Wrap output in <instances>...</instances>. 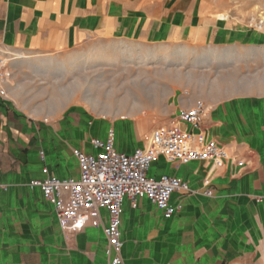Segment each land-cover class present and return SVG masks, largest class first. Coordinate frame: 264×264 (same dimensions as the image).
<instances>
[{"label":"crops","instance_id":"1","mask_svg":"<svg viewBox=\"0 0 264 264\" xmlns=\"http://www.w3.org/2000/svg\"><path fill=\"white\" fill-rule=\"evenodd\" d=\"M217 15L210 0H0V49L16 56L8 67V97L0 99V264H109L114 251L103 228L66 236L53 205L31 183L44 178L45 167L58 178H79L74 150L96 155L92 141L110 132L116 151L131 154L146 144L142 131L168 124L197 101L206 105L207 135L248 166L234 176L231 166L209 173L204 162L157 159L151 177L177 178L192 193L173 194L171 203L182 209L170 219L145 196L124 201L122 264H264V93L231 77L202 74L190 96L184 90L168 99L159 118L155 110L136 109L121 119L91 120L79 108L35 106L46 89L36 84V66L93 41L227 43L239 29ZM206 189L213 196L204 195ZM101 217L108 224L106 209Z\"/></svg>","mask_w":264,"mask_h":264},{"label":"rangeland","instance_id":"2","mask_svg":"<svg viewBox=\"0 0 264 264\" xmlns=\"http://www.w3.org/2000/svg\"><path fill=\"white\" fill-rule=\"evenodd\" d=\"M210 2L221 23L239 29L227 43L196 47L93 41L51 65L35 67L37 86L46 88L35 99V106L51 102L58 109L79 108L88 112L91 120L121 119L136 109L155 110L154 116L159 118L168 99L172 103L182 91L192 92V87L201 83L202 74L212 79L231 77L244 89L264 93V27L257 30L250 26L252 20L264 18V0ZM162 124L142 131L140 139ZM123 138L129 143V130Z\"/></svg>","mask_w":264,"mask_h":264},{"label":"built area","instance_id":"3","mask_svg":"<svg viewBox=\"0 0 264 264\" xmlns=\"http://www.w3.org/2000/svg\"><path fill=\"white\" fill-rule=\"evenodd\" d=\"M250 26L263 30L264 18L252 20ZM15 58L0 49V99L3 100L8 97L9 63ZM185 95L190 96V91H185ZM205 111L202 101L182 109L168 124L154 129L146 144L131 154L116 151L114 134L110 132L105 140L92 141L98 154L74 150L80 166L79 178H58L45 167L44 178L32 182L31 187H39L43 198L53 205L59 227L66 236L87 226L102 227L114 251L109 264H122L120 225L124 201L128 199L134 204L140 196H145L170 219L182 209L181 204L171 203L173 194L192 193L189 185L177 178L151 177L148 172L157 159L163 157L168 163L204 162L210 166L209 173L231 166L234 176L248 166L245 158L207 135L202 126ZM41 158L44 159L43 153ZM208 184L206 181L205 185ZM203 194L213 196L210 189ZM103 209L108 212V224L101 217Z\"/></svg>","mask_w":264,"mask_h":264}]
</instances>
